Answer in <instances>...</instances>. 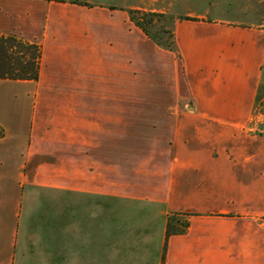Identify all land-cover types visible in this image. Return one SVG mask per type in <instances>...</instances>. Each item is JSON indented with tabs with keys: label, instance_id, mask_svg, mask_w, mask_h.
<instances>
[{
	"label": "crops",
	"instance_id": "1",
	"mask_svg": "<svg viewBox=\"0 0 264 264\" xmlns=\"http://www.w3.org/2000/svg\"><path fill=\"white\" fill-rule=\"evenodd\" d=\"M155 3L0 0L42 47L0 79V264H264V9L188 10L173 51Z\"/></svg>",
	"mask_w": 264,
	"mask_h": 264
},
{
	"label": "trees",
	"instance_id": "2",
	"mask_svg": "<svg viewBox=\"0 0 264 264\" xmlns=\"http://www.w3.org/2000/svg\"><path fill=\"white\" fill-rule=\"evenodd\" d=\"M130 13L131 19L158 45L177 50L172 30H166L161 26L155 33L151 30L164 13L144 10H131ZM41 57L40 44L27 41L16 34H0V79L38 80ZM188 225V219L182 215H171L167 222V236L185 232Z\"/></svg>",
	"mask_w": 264,
	"mask_h": 264
},
{
	"label": "rangeland",
	"instance_id": "3",
	"mask_svg": "<svg viewBox=\"0 0 264 264\" xmlns=\"http://www.w3.org/2000/svg\"><path fill=\"white\" fill-rule=\"evenodd\" d=\"M151 8L164 11L160 12L164 13V16L160 18L156 26L151 29L152 32L155 33L160 26L164 27L166 30L173 31V22L188 10L206 11L207 9H210L212 15H214L216 11L219 14L221 13L226 16L240 18L246 21V19H250L252 11L260 8L264 9V0H156L155 5H152ZM179 18L183 19L185 17L182 16ZM15 90L20 89L15 87ZM258 111L264 125V93L261 95Z\"/></svg>",
	"mask_w": 264,
	"mask_h": 264
}]
</instances>
